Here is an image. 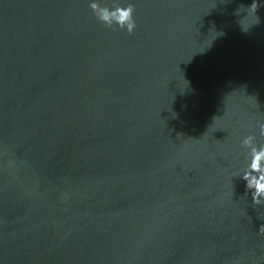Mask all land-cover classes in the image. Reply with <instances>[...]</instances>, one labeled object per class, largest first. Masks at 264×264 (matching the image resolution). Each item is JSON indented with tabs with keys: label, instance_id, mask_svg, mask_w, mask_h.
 I'll return each mask as SVG.
<instances>
[{
	"label": "water",
	"instance_id": "95a60500",
	"mask_svg": "<svg viewBox=\"0 0 264 264\" xmlns=\"http://www.w3.org/2000/svg\"><path fill=\"white\" fill-rule=\"evenodd\" d=\"M256 2L0 0V264H264Z\"/></svg>",
	"mask_w": 264,
	"mask_h": 264
},
{
	"label": "clouds",
	"instance_id": "9594fccd",
	"mask_svg": "<svg viewBox=\"0 0 264 264\" xmlns=\"http://www.w3.org/2000/svg\"><path fill=\"white\" fill-rule=\"evenodd\" d=\"M260 5L253 0L248 9L256 13ZM91 9L96 17L107 27L118 26L132 34L136 29V21L134 18V5L128 3L126 6L115 4L111 9L107 6H101L98 2L90 4ZM259 135L264 137V123L259 124ZM242 146L249 150V163L242 175L246 181V189L251 190L252 201L254 204L264 202V144L257 142L255 134H249L242 140ZM258 232L264 235V224L259 226Z\"/></svg>",
	"mask_w": 264,
	"mask_h": 264
}]
</instances>
